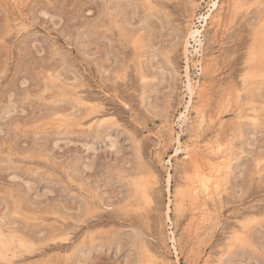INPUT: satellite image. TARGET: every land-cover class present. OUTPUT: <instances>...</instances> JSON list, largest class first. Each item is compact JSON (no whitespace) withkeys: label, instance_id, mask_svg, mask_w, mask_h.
<instances>
[{"label":"rangeland","instance_id":"obj_1","mask_svg":"<svg viewBox=\"0 0 264 264\" xmlns=\"http://www.w3.org/2000/svg\"><path fill=\"white\" fill-rule=\"evenodd\" d=\"M211 1L0 0V264H264V0L190 40L178 118ZM178 133L226 166L197 216Z\"/></svg>","mask_w":264,"mask_h":264},{"label":"bare ground","instance_id":"obj_2","mask_svg":"<svg viewBox=\"0 0 264 264\" xmlns=\"http://www.w3.org/2000/svg\"><path fill=\"white\" fill-rule=\"evenodd\" d=\"M221 1L222 0H212L210 3V5H209V7H208V9H207V12L205 13V14H203V15H201L200 17H201V19H202V21H201V28H195V27H193V18H194V16H195V14H194V10L192 11V13L189 15V20L188 21H190V23H189V25H188V27H187V30H186V34H185V40H184V43H185V48H184V51H185V57H186V68H185V76H186V83H187V90H188V93H189V101H188V104L186 105V107H185V110L180 114V116L178 117L179 118V120H185V117H186V112H188L189 111V107H190V103L192 102V99H193V96H194V85H193V83H192V81H191V77H190V72H189V64H188V53H189V49H188V45L190 44V40H193V41H195L198 45H202V36H203V32L205 31V28H206V26L208 25V23L215 17V13L216 12H218L220 9H221ZM246 2V1H245ZM236 4V3H235ZM253 4V3H252ZM260 5V4H259ZM195 6V5H194ZM252 6V5H251ZM224 7V6H223ZM249 7V6H248ZM233 15V14H232ZM213 21V20H212ZM211 21V22H212ZM20 22V21H19ZM221 23V22H220ZM21 25H23L22 23H20ZM219 25V24H218ZM221 28V27H220ZM218 30H219V28H217ZM219 32V31H218ZM215 38V37H214ZM217 38V37H216ZM211 43H213V42H211ZM211 46V45H210ZM202 47H204V45L202 46ZM201 47V48H202ZM257 49V48H256ZM195 51H197L198 50V47L197 48H195L194 49ZM135 51V50H134ZM204 51V50H203ZM201 52V51H200ZM135 54H137V53H135ZM203 54V53H202ZM199 55H200V53H199ZM257 55V54H256ZM205 56V55H204ZM199 57H201V56H199ZM138 58V57H137ZM202 58V57H201ZM209 58V57H208ZM256 58V57H255ZM206 59V58H205ZM204 59V60H205ZM200 60V59H199ZM202 60V59H201ZM202 63H204V62H202L201 61V66H200V69L201 70H199V71H201V73L200 74H202V73H204V66L202 65ZM208 63V62H207ZM198 64H199V62H198ZM209 64V63H208ZM213 65V64H212ZM138 67V66H137ZM138 69V68H137ZM206 70H207V67H206ZM203 71V72H202ZM209 73H211V72H209ZM143 74V73H142ZM203 75V74H202ZM205 76V75H204ZM59 86V85H58ZM65 86V85H64ZM60 87V86H59ZM204 87V86H203ZM69 88V87H68ZM196 88V87H195ZM200 88H201V86H200ZM199 88V91H201V89ZM73 89V88H72ZM68 90H70V89H68ZM203 90V89H202ZM241 90V89H240ZM234 91V90H233ZM73 92V91H72ZM196 92V91H195ZM201 94H202V92H201ZM63 95V94H62ZM200 99H201V97H200ZM251 100V99H250ZM203 101V100H202ZM78 105H80V104H78ZM200 105V104H199ZM90 107V106H89ZM194 107H196V106H194ZM202 107V106H201ZM202 109V108H201ZM204 109V108H203ZM80 110V109H79ZM88 110V109H87ZM90 110V109H89ZM200 110V109H199ZM56 112V111H55ZM67 112V111H66ZM56 113H58V114H60L59 112H56ZM197 113H199V117H202L201 116V113L200 112H197ZM252 113V112H251ZM168 116V115H167ZM167 116H165V117H167ZM170 116H171V114H170ZM169 117V116H168ZM207 118H208V116H207ZM213 118V117H212ZM253 118V117H252ZM168 119V118H167ZM194 119V118H193ZM251 119V118H250ZM170 120H171V118H170ZM208 120V119H207ZM74 121V120H73ZM173 121V120H172ZM215 121H217V120H215ZM77 122V121H76ZM168 122V121H167ZM186 122V121H185ZM254 122H256L255 120H254ZM72 123V122H71ZM82 123V122H81ZM215 123V122H214ZM223 123V122H222ZM183 124V123H182ZM223 125V124H222ZM80 126V125H79ZM82 126V125H81ZM192 126V125H191ZM203 126V125H202ZM213 126V125H212ZM199 127V126H198ZM192 128V127H191ZM167 129V128H166ZM195 129V128H194ZM168 132V131H167ZM171 133V132H170ZM155 134V133H154ZM172 134V133H171ZM174 134V133H173ZM172 134V135H173ZM192 134V133H191ZM177 135V137L175 138V140H176V143H177V147H175V150H174V153H173V155L172 156H178V155H180V154H183L184 155V159H186L187 161H189L190 163H192L193 165L190 167V168H188L187 169V176L185 177V179H184V189L183 190H181L182 191V195H180V196H182L181 198H184V197H187L188 199H186V200H189V202H190V204L193 206V210H194V212L192 213V215L193 216H197L198 214H200V213H204L205 211H208L207 210V207H208V203L212 200V199H214L215 198V195H216V193L218 192V189L220 188V185H221V179L223 178V174H224V172H223V170H224V168L226 167L221 161H218V162H215L213 159H216L217 157H219L218 156V154L220 155V153L222 152V150H221V148H220V146L218 145V144H215L214 146H211V147H208L207 149H208V153L210 154V160H211V162L209 163V164H207V161H205L204 162V160L203 161H199L200 160V149H199V147L196 145V144H194V143H192V144H190V145H185L184 147H182V142H181V139H180V134L178 133V134H176ZM194 135H195V132H194ZM204 135H206V134H204ZM204 135H201V137H203ZM156 137H157V135H156ZM173 137V136H172ZM190 137V136H189ZM153 138V137H152ZM192 138V137H191ZM198 138H200V137H198ZM219 138V137H218ZM224 139V138H223ZM194 140V139H193ZM210 140V139H209ZM217 141V140H216ZM158 143H160L159 141H158ZM172 143V142H171ZM203 143V142H202ZM158 145V144H157ZM222 145V144H221ZM159 146V145H158ZM202 146V145H201ZM223 146V145H222ZM228 147V146H227ZM223 148H224V146H223ZM228 149V148H227ZM229 151V150H228ZM235 151H237V150H235ZM227 154V153H226ZM237 154V153H236ZM229 156V155H228ZM181 157V156H180ZM172 158V157H171ZM226 158H227V156H226ZM225 158V159H226ZM176 159V158H175ZM180 161V160H179ZM182 161H184V160H182ZM233 162V161H232ZM169 163V162H168ZM171 164V163H170ZM169 164V165H170ZM183 164V163H182ZM228 165V164H227ZM228 173V172H227ZM147 174V173H146ZM233 175V174H232ZM232 177V176H231ZM147 181V180H146ZM134 182H135V180H134ZM166 182H167V188L169 189V191H170V184H171V174L170 173H168L167 174V179H166ZM182 184H183V182H182ZM225 184V183H224ZM140 186V185H139ZM180 191V192H181ZM177 192H179V191H177ZM175 193V192H174ZM176 194V193H175ZM222 194V193H221ZM229 196V195H228ZM226 196H224V198H225ZM226 199H227V197H226ZM178 200V199H177ZM144 204V203H143ZM182 204V203H181ZM180 203H179V205H181ZM186 204H187V202H186ZM170 205V204H169ZM168 205V206H169ZM174 205H175V203H174ZM148 206H149V204H148ZM228 206V205H227ZM150 207V206H149ZM176 207H178V206H176ZM210 207V206H209ZM151 208V207H150ZM168 208V207H167ZM184 208H185V206H184ZM186 209V208H185ZM191 209V208H190ZM222 209V208H221ZM225 209H228V208H225ZM181 210V209H180ZM244 210V209H243ZM260 210V209H259ZM169 211V210H168ZM218 211V210H217ZM257 211V210H256ZM261 211V210H260ZM260 211L258 212L259 214H260ZM145 212V211H144ZM230 212V211H229ZM247 212H248V210H247ZM247 212H245V213H247ZM252 212V211H251ZM251 212H248V213H251ZM255 212V211H254ZM166 213V212H165ZM182 213H183V211H182ZM218 213V212H217ZM223 213H224V211H223ZM232 213V212H231ZM235 213H236V211H235ZM242 213V212H241ZM145 214V213H144ZM210 214H213V213H210ZM239 214V213H238ZM253 214H255V213H253ZM257 214V213H256ZM261 214H262V212H261ZM167 215V214H166ZM188 215V214H187ZM191 215V214H190ZM191 215V216H192ZM232 216H233V214H231ZM189 216V215H188ZM216 217H217V215H215ZM226 216V215H225ZM236 216V215H235ZM251 216H253V215H251ZM165 217V216H164ZM177 217V216H176ZM190 217V216H189ZM204 216H202V218H203ZM208 217H209V215H208ZM215 217V218H216ZM243 217H244V215H243ZM242 217V218H243ZM246 217H247V215H246ZM245 217V218H246ZM249 217V216H248ZM258 217V216H257ZM27 218V217H26ZM143 218H144V216H143ZM192 218V217H191ZM191 218H190V220H191ZM194 218V217H193ZM223 218V217H222ZM221 218V219H222ZM233 218V217H232ZM241 218V219H242ZM251 218H253L254 219V216L253 217H251ZM168 219V218H167ZM211 219V218H210ZM209 219V220H210ZM213 219V218H212ZM211 219V220H212ZM241 219H237V220H241ZM173 220V219H172ZM189 220V221H190ZM194 219H192V221H193ZM196 220V219H195ZM219 220V219H218ZM217 220V221H218ZM216 221V220H215ZM241 221H245V219L244 220H241ZM255 221V220H254ZM202 222H204V221H202ZM170 223H171V221H170ZM191 223V222H190ZM241 222H239L238 224H240ZM245 223H247L246 221H245ZM209 224V223H208ZM250 224V223H249ZM187 225V224H186ZM194 225V224H193ZM205 225V224H204ZM2 226V225H1ZM244 226H246V225H244ZM3 227V226H2ZM205 227V226H204ZM211 227V226H210ZM250 227V226H249ZM209 228V227H208ZM9 229V228H8ZM206 229V228H205ZM242 229V228H241ZM20 230V229H19ZM51 230V229H50ZM252 230V229H251ZM16 231L18 232V230L16 229ZM200 231V230H199ZM206 231V230H205ZM216 231V230H215ZM248 231V230H247ZM1 232V231H0ZM16 232V233H17ZM21 232V231H20ZM19 232V233H20ZM175 232V231H174ZM243 232V231H242ZM241 232V233H242ZM2 233V232H1ZM13 233V232H12ZM22 234H23V232H21ZM29 233H31V232H29ZM28 233V234H29ZM205 233V232H204ZM252 233V232H251ZM5 234V233H4ZM26 233H24V235H25ZM173 234H176V233H173ZM184 234H186V233H184ZM197 234V233H196ZM211 234V233H210ZM246 234V233H245ZM18 235V234H17ZM21 235V234H20ZM32 235V234H31ZM189 235V234H188ZM234 235V234H233ZM236 235V234H235ZM247 235V234H246ZM245 235V236H246ZM3 236V235H2ZM46 236V235H45ZM8 237V236H7ZM33 237V236H32ZM236 237V236H235ZM244 237V236H243ZM9 238V237H8ZM191 238V237H190ZM193 238V237H192ZM246 238V237H245ZM3 239H5V237H3ZM7 239V238H6ZM5 239V240H6ZM35 239V238H34ZM183 239H184V237H183ZM194 239V238H193ZM247 239V238H246ZM5 240H4V242H5ZM187 240H188V238H187ZM190 240V239H189ZM198 240V239H197ZM196 240V241H197ZM2 241V240H1ZM30 241V240H29ZM33 241V240H32ZM43 241V240H42ZM178 241H180V240H178ZM194 241V240H193ZM248 241H249V239H248ZM3 242V241H2ZM27 242H28V240H27ZM40 242H41V239H40ZM182 242V241H181ZM188 242V241H187ZM199 242V241H198ZM12 243V242H11ZM202 243V242H201ZM243 243H245L244 241H243ZM248 243V242H247ZM23 244V243H22ZM40 244V243H39ZM38 244V245H39ZM180 244V243H179ZM193 244H194V242H193ZM197 244V243H196ZM9 245V244H8ZM29 245V244H28ZM33 245V244H32ZM181 245V244H180ZM186 245V244H185ZM188 245V244H187ZM195 245V244H194ZM21 246H23V245H21ZM175 246V245H174ZM173 246V247H174ZM189 247H191L190 245H188ZM193 246V245H192ZM204 246V245H203ZM206 246V245H205ZM3 247V246H2ZM5 247H8V246H5ZM14 247V246H13ZM182 247V246H181ZM199 247V246H198ZM197 247V248H198ZM192 248V247H191ZM190 248V249H191ZM199 248H201V247H199ZM206 248V247H205ZM18 249V248H17ZM176 249V248H175ZM190 249H187V250H190ZM27 250V249H26ZM185 250H186V248H185ZM203 250V249H202ZM33 251V250H32ZM180 251V250H179ZM183 251H184V249H183ZM198 251V250H197ZM18 252V251H17ZM177 252V251H176ZM25 253V252H24ZM193 254H194V252H192ZM1 254V253H0ZM18 254V253H17ZM184 254H186V253H184ZM189 254V253H188ZM187 254V255H188ZM192 254V255H193ZM209 254V253H208ZM21 255V254H20ZM19 255V256H20ZM143 255V254H142ZM200 255V254H199ZM149 256V255H148ZM178 256V255H177ZM186 256V255H185ZM190 256V255H189ZM197 256V255H196ZM196 256H194V257H196ZM206 256V255H205ZM208 256V255H207ZM18 257V256H17ZM16 257V258H17ZM192 257V256H191ZM201 257V256H200ZM147 258H149V257H147ZM1 259V258H0ZM5 259H6V257H5ZM14 259V258H13ZM180 259V258H179ZM178 259V260H179ZM188 259V258H187ZM193 259V258H192ZM195 259V258H194ZM214 259V258H213ZM221 259V262H222V257L220 258ZM17 260V259H16ZM16 260H13L12 262L14 263V261H16ZM19 260V259H18ZM146 260V259H145ZM191 260V259H190ZM202 260V259H201ZM205 261V260H204ZM217 261V260H216ZM5 262V261H4ZM7 262V261H6ZM11 262V261H10ZM17 262V261H16ZM141 262V261H140ZM185 262H186V260H185ZM187 262H189V261H187ZM186 262V263H187ZM194 262V261H193ZM199 262V261H198ZM198 262H196V263H198ZM206 262V261H205ZM212 262V261H211ZM211 262H209L210 264H211ZM219 262H220V260H219ZM220 262V263H221ZM24 263V262H23ZM142 263H143V261H142ZM219 263V264H220ZM7 264V263H6ZM15 264V263H14ZM151 264V263H150ZM166 264V263H165ZM176 264V263H175ZM189 264V263H188ZM191 264V263H190ZM206 264V263H205ZM213 264H216V263H213Z\"/></svg>","mask_w":264,"mask_h":264}]
</instances>
